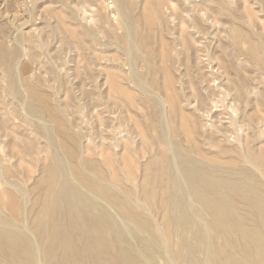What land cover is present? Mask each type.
<instances>
[{"label": "rangeland", "instance_id": "374dc122", "mask_svg": "<svg viewBox=\"0 0 264 264\" xmlns=\"http://www.w3.org/2000/svg\"><path fill=\"white\" fill-rule=\"evenodd\" d=\"M122 1L124 5L120 0H0V175L2 178L6 174V182H11L6 184L3 177L2 184L0 178V204L9 202L4 203L3 208L0 205L4 216H0V220L12 219L7 207L15 200L22 212H18L12 224L19 228L24 224L22 234L32 237L37 248L33 252L34 264H44V253L41 254L43 251L39 250L41 246L35 236V219H38L40 197L46 183V165L53 163L54 158L63 161V173H66L63 175L67 178L69 175L72 179L77 162L88 172L97 173V178L103 182L119 177V189L125 193L130 190L126 194L133 203H144L143 187L147 184L154 193L153 203L149 207L142 204L146 206L142 209L136 207L135 214L143 212L138 216L144 218L150 211V215L154 213L146 220L155 225L151 224L152 232H156V225L161 228L167 222L162 204L164 184L159 175L166 161L175 165V146L189 153L194 141L197 151L191 155L198 154L199 159L194 157L197 160L209 162L211 157L219 156L223 161L222 155H225L224 158L230 156L236 166H246V162L237 161V164L233 159L236 160L235 155L249 158L248 151L256 156L264 150V0ZM131 23L136 33L131 32ZM130 33L135 35L132 37ZM135 37L138 46L141 45L139 49L134 44ZM146 49L153 50L155 55L147 54ZM164 101H168L167 105ZM198 103L200 107L204 104V108L197 110ZM181 112L187 119H182ZM236 138L244 145L237 144L240 141H235ZM202 156L209 157L204 160ZM230 157L224 161H230ZM248 163L247 167L251 164L252 168L256 162ZM261 169L259 171L263 172L264 168ZM256 172V178L262 177ZM145 176L151 177L146 179ZM176 177L183 182L181 172H177ZM182 188L174 189V195L185 198L189 206L193 200L195 204L192 201L191 207L197 206L193 194L187 193V187L182 185ZM89 197L94 200L88 192L84 199L86 204H90ZM192 208L196 211L193 218L204 220L202 226L199 221L193 223L194 219L191 222L196 227L199 225V230H205V234L204 230L200 231V237L207 238L208 244L201 238L206 248L204 253H207L214 239L208 231L210 216L200 205L201 214L197 207ZM100 210L105 214L115 213L106 203ZM7 212L11 217H6ZM204 213L207 214L205 219L202 218ZM115 219L120 229L127 226L122 232L127 230L126 234H131L127 223L124 222L125 225L117 216ZM136 232L142 241L136 237ZM136 232L131 234L132 239L128 234L122 237L123 246L113 245L115 241L109 240L113 245L108 248L112 257L126 255L121 252L127 253L125 248L129 250V247L143 252L141 243L144 244V240L149 243L151 235L145 238L141 232ZM24 244L25 241L19 247L26 246ZM223 249L217 252L220 255L217 259L225 257L227 251ZM188 250L190 254L192 251ZM216 256L213 252L205 254L202 264L211 261L213 264ZM11 257L19 260V264L25 261L15 252L9 253L12 260ZM166 257L162 254L158 260H148L147 264H171Z\"/></svg>", "mask_w": 264, "mask_h": 264}, {"label": "bare ground", "instance_id": "6f19581e", "mask_svg": "<svg viewBox=\"0 0 264 264\" xmlns=\"http://www.w3.org/2000/svg\"><path fill=\"white\" fill-rule=\"evenodd\" d=\"M120 2L122 5H124V2L122 0H120ZM262 2H263V0H262ZM120 7H122V6H120ZM132 24L133 23H131V28H130L131 32L136 33V30ZM127 30H128V28H127ZM130 35H131V33H130ZM149 37H151V36H149ZM136 41H137V39L135 37V43L134 44L139 49V47L141 45L138 46ZM263 49H264V47H263ZM257 50L260 51V49H257ZM255 51H253V53ZM146 53L147 54L151 53L152 55H155V52L153 50H150V52H149L146 49ZM146 53L144 52L142 55L145 57ZM255 54H257V53H255ZM261 54L259 53V55H261ZM261 59H262V56H261ZM172 61H174V60H172ZM261 64H262V62H261ZM138 80H136V81H138ZM138 86L140 87V84ZM143 87H144V85H143ZM201 96H203L202 93H201ZM176 97H177V95H176ZM161 101H163V100L161 99ZM187 101H189V99H187ZM166 102H168V101H166ZM189 104H191V103L189 102ZM163 105H164L163 107H166L165 104H163ZM166 105H167V103H166ZM203 106H204V104H202L201 107L199 104L196 107V109L199 110L200 108H204ZM229 106H232V104H230ZM32 107H30L31 110L32 111L35 110L34 107L33 108ZM160 107H162V106H160ZM163 107H162V111H165V109H163ZM211 108L212 107H209L210 110H212ZM182 113L183 112H181L182 119H185L186 117ZM200 117H202V116H200ZM173 122H175V121H173ZM202 122L203 121H201V123ZM158 124H160V123H158ZM167 124H169V123H167ZM159 130H161V128ZM160 134L162 137H164V135H162V132ZM154 136H155V134H154ZM168 137H170V136H168ZM47 138H48V136H47ZM238 139L240 141V138H238ZM238 139L236 138L235 141H238ZM167 140H168V138H167ZM205 140H207V139H205ZM157 141L159 142V140H157ZM241 142L242 141H240V143L238 142L237 144H241V146H243L244 143L242 145ZM161 143H162V141H161ZM205 143L207 144L206 141H205ZM210 143H209V145H210ZM217 143H219V142H217ZM193 144H194V141H193ZM193 144H192V147L189 149L191 151L189 153H184L186 151L183 152L180 147L175 146L174 150L176 151V153L172 149L173 152L175 153V155H177L176 156L177 160L175 162V165H172L168 161H166L165 165L163 164L164 169H163L162 173L160 172L161 175H159V178H160V181L164 184V185L162 184L163 190H161L163 193V203L162 202L161 203L163 204V208L165 209V217L167 218L166 219L167 222H166V226L162 225L164 227H161V225H160L161 223L159 222L160 223L159 225L161 228H159V226L156 225V227H158L156 232H152L153 230H152L151 224H153V223L146 220V217H149L151 211L149 212V215H146V217L143 216L144 218L140 217L143 212H141V214L138 213L140 216H138V214H135L138 211L135 209L136 207H138V209H139V207L141 206V209H142V207H144L145 205L146 206L148 205V207H149V205L153 203L154 193H152V190L149 188V186L147 184H145L143 187V190L145 193V201L143 199L144 203L141 201L142 204H145L143 206L142 204H140V201H138V202L136 201L139 204H137L136 202L133 203L131 201L132 199H131L130 195L126 194V193H130V190H128L125 193L119 189L120 187L118 186L119 183L117 181V180H120L119 177L115 176V178L117 180H113V179H111L112 177H110V179L113 181L108 182V183L103 182V181H101V179L97 178V173H96V175H94V173L88 172L87 170L84 169V167L82 168V164L78 165V162H77V164H76L77 166L74 167V169L72 168L73 169L72 179L69 178V175H68V178H69L68 179L65 175H63V174H66V173H63V171H65V170H63V167H64L63 161H61L59 158H54L52 161L53 163H51L50 165H46V166H48L46 183L43 186L44 189L42 188L43 191H42V195L40 197V200L41 199L42 200H41V206L39 208L40 211L38 214V219H35V220H37V221H35V222H37V224H35L36 225V231L35 230L34 231H35L36 235L35 234L34 235L37 236L36 240L37 239L39 240V243H40V246L42 249V250L41 249H39V250L43 251L42 253L41 252L40 253L41 254L44 253L43 254L44 264H147L148 260H153V262H154V260H158L160 258V255H162V254L166 255L169 258V262L171 264H183V263H186V264H202L203 258L205 257V254H208L209 252H213L216 256L217 252L220 253V250L222 248H225L223 250L227 251V252L224 251V252H226V254L224 253L225 257L222 258V256H221L220 259H217L218 256H220L217 254L216 259H213V264H264V171L263 172L259 171L261 168L262 169L264 168V150H262L261 152L259 151L260 153H258L256 151L258 153V154L256 153L257 154L256 156H255V154H253V156H252L251 155L252 153L250 154V152L247 150L249 153V158L246 155H242L239 157L235 155L236 160H235V158H233V159H234V161H236V163H237V161H238V163L246 162V166H240V164L238 166H236V164L235 165L232 164L233 160L230 156H228V154H226V155L231 158L230 161L229 160H228L229 162L224 161V159H226V158H224L225 155H222V153H219L222 150H220L218 153L221 154L222 156H224L223 161L218 159L219 156L217 158L211 157L209 162L203 161V160H197V159H199L197 157L198 154L196 155V153L194 152L196 155L194 157H197V159L191 155V153L194 150H196V146H193ZM209 145H207V146L209 147ZM213 145L215 146L214 142H213ZM245 145H247V144H245ZM50 146H51V144H50ZM52 146H54V145L52 144ZM216 146H217V144H216ZM171 147L172 146H170V148ZM201 147H203V144ZM239 147L237 148L238 150H239ZM185 149L186 148H184V150ZM221 149H223V148H221ZM229 149H230V147H229ZM232 149H234V148H232ZM245 149H247V148L245 147ZM240 151L242 152V150H240ZM238 152H236V153H238ZM194 153H193V155H194ZM243 153H245V152H243ZM243 153H240L239 155H241ZM203 154L204 153H202V155ZM202 157L205 158V156H202ZM208 157L205 158L204 160L208 159ZM228 157H227V159H228ZM78 158H80V157H78ZM254 161L256 163L258 162V164H256V163L254 164ZM86 162H84V163L86 164V167H87L88 162L87 163ZM250 162L254 164V165L252 164L253 165L252 168L250 166L251 165ZM79 163H81V160L79 161ZM247 163L250 164L248 166L250 168L247 167ZM66 164H71V163H67V161H66ZM148 164H150V163H148ZM257 165H259L261 168L258 167ZM160 166H162V165H160ZM69 168L70 167L68 166V169ZM257 168H260V169L258 170ZM1 169H0V171H1ZM161 170L162 169H159V171H161ZM5 171H7V170H5ZM255 171H257L256 172L257 175L259 173V175L262 177L256 178L258 176L255 175ZM45 172L46 171H43V173H45ZM177 172H181L183 174V176H184L183 182H181L177 179V177H176ZM260 172L262 173V175L260 174ZM5 173H7V172H5ZM151 174H154V173L151 172ZM5 175L3 174V177H4V181L6 182V180H5L6 176ZM43 175H45V174H43ZM1 176L2 175H0V178H1ZM127 176L131 177V175L130 176L127 175ZM151 176H148V177L145 176V178L150 179L149 177H151ZM128 177H127V179L126 178L125 179L128 180ZM155 178H157V176ZM19 179H22V178L19 177ZM11 180H12V177H11ZM1 181H2L1 183L3 184V179ZM12 181H16V180H12ZM142 181L144 183V180H142ZM5 182H4V184H5ZM7 183L9 185V183H11V182H6V184ZM14 184H16V183H14ZM159 184H161V183H159ZM10 185H12V184H10ZM36 185H38V183ZM141 185L143 186V184H141ZM182 185L187 187V190H189V192H187V191L186 192L188 194H190V193L193 194L194 199L196 200V203L198 202V205H200L201 208L205 209V211H208V213H209L210 217L208 216L209 219H207L208 220L207 225H209L208 231L211 232L212 238H214V239H212L213 241L211 240L212 242L209 246L210 248H208L209 250L207 249L209 252H207V253H204V249H206V248H203V243L201 242V238L203 236L200 237V235H202V234H200V231H202L204 229L199 230L201 227H198L199 225L197 224L198 225L197 226L198 228H197L193 224V223L196 224L200 220L199 218H198L199 219L198 220L197 217L193 218V213H195L196 211L194 212L192 207H194L196 209V207L198 208V205L195 206L194 205L195 203L192 200L194 203L192 205H194V206L191 207V203H192L191 200H190L191 203L189 206L188 205L189 203L187 202L188 203L187 204L184 201L185 198L174 195V191H176L174 189L180 188V187L182 188ZM4 188H5V186H4ZM5 189H7V187ZM5 189L3 191H7ZM8 189H9V187H8ZM20 189H21V187H20ZM131 189H133V188H131ZM182 189H185V188H182ZM9 190L11 191V189H9ZM133 190H136V189L134 188ZM0 192H2V191H0ZM15 192H13V193H15ZM88 192L90 193L91 196H93V199H94V200H92L89 197L90 198V204H88V203L86 204L84 201L85 194H87ZM141 193H142V191H141ZM15 194L17 195V193H15ZM180 194H181V191H180ZM180 194H178V195H180ZM131 195H132V192H131ZM182 195H183V191H182ZM12 197H13V195H12ZM21 197H22V195H21ZM34 197H35V194H34ZM15 198H17V197H15ZM158 198H160V197H158ZM0 199H2V198H0ZM7 199H8V197H7ZM192 199H193V197H192ZM8 200H10V199H8ZM4 201H6V200H4ZM35 201H37V200H35ZM6 202H4V203L6 204ZM4 203L0 204V205H2V208L4 207ZM7 203H9V202H7ZM103 203H106V205L108 204V206H111V208H113V210H115L116 214L114 213V215H113L111 212H110V214H105L104 212L101 213L102 208L100 210V207L103 206ZM161 206L159 205V207H161ZM5 207H7V205ZM7 208H10V211H11L13 217H12V219H10V221L8 219L0 220V264H9V262H11V261H12L11 262L12 264H15V263L19 264L20 263L19 260H18V262L15 259L13 260V257H15L13 254H12L13 257H11L12 260L9 258V253H12V252H15L17 254V256L20 258L22 256V258L25 260V261H23V263L21 262L22 264H34L33 261L36 259L33 258L34 257L33 252H34V249H37V248H35V244L31 240L32 237L28 238V237L24 236V234H22L21 229L25 227L24 224H22L23 225L22 228L21 227L20 228L15 227L14 224H12V223H14L15 218H17L19 216L18 215L19 214L18 212L20 211L19 205L14 200V201L10 202L9 207H7ZM135 210H136V212H135ZM146 210H148V209L145 208V211ZM95 211H99L98 212L99 214L98 213L96 214ZM199 211H200V209L198 210V212ZM20 212H22V211H20ZM8 213L9 212H7V215H8ZM145 213H148V211ZM1 214L2 213H0V216L2 217ZM153 214L150 216L153 217ZM199 214H201V211L199 212ZM199 214H197V215H199ZM3 215H4V213H3ZM115 215L118 217V220H122L123 223L125 222L128 224V226L132 230V232H131L132 235H134L136 230L138 232H141L142 235H145V238H147V235H151L150 237L148 236L150 239L149 243L146 240H144V244H143V243H141L142 240L140 239L142 237H139L140 236L139 233L138 234H137V232L135 233V234H137L136 237L138 236L139 237L138 239L141 240L140 243L142 245L141 244L140 245L142 248H140V250H142L143 252L140 251L141 252L140 253L138 247H137L138 250L137 249L130 250V247L128 250L127 248H125V246H127L125 244L124 248H125L127 253H124V252H121V253L126 254V255H122V257L120 255L119 258L112 257L113 253L111 255L110 254L111 252H109L110 247H112L115 243H118V245H122L121 244L122 240H123L122 237L124 236V234H123L124 230H123V232L121 231V229H123L124 227L122 226L121 229L119 227H117L118 223L116 224V222H118V221H116L117 219H115V217H116ZM203 215H205V213ZM206 216H207V214L205 216H202V218L205 219L204 217H206ZM6 217H11V216L8 215ZM191 218H192V220H191ZM21 219H23V218L21 217ZM150 219H152V218H150ZM153 219H155V217ZM193 219H194V222L192 223L191 221H193ZM195 220L197 222H195ZM203 221L204 220H202L201 222H203ZM201 222H200V226H202ZM22 223H23V221H22ZM156 223H157V219H156ZM31 225H32V223H31ZM153 226H155V225L153 224ZM126 227L124 229H126ZM127 229H129V228H127ZM153 229H155V228H153ZM24 230H25V228H24ZM29 230L31 232L30 228L28 229V231ZM126 231L124 232L125 234H126ZM25 232H27V231H25ZM32 232H33V230H32ZM145 232L147 234H145ZM204 232H205V230L202 231V233H204ZM210 232L207 234L209 235ZM127 234L129 235V238H131L130 236H132V235L130 233H127ZM211 235H210V238H211ZM203 238H205V236ZM134 239H135V237H134ZM138 239H136V240L138 241V244H139ZM206 239L207 238H205V240H203V242L205 241L204 244H208V243H206ZM109 240H110V242H111V240L115 241V242H113V245L110 243L111 244V246H110ZM22 241L23 242L25 241L24 245H26V246H21L22 248H20L19 244L23 243ZM128 241L130 243V240H128ZM128 245L130 246L131 244H128ZM140 245H136V246H140ZM40 246H39V248H40ZM204 246H206V245H204ZM118 247L116 249H118ZM113 248H112V250H113ZM188 249H191V251H192L190 254H187V252H186V250H188ZM119 250L122 251L123 248H119ZM37 252L39 253V251H37ZM118 256H119V253H118ZM240 256L242 257V259L239 258ZM6 257H8V259ZM41 257H42V255H41ZM41 257H40V259H41ZM143 257H145V259ZM167 257H166V260L168 259ZM23 259H21L20 261H22ZM37 261H38V259H37ZM145 261H147V262H145ZM166 262H168V261H166ZM211 262L209 264H211ZM149 263H150V261H149ZM36 264H38V263H36Z\"/></svg>", "mask_w": 264, "mask_h": 264}]
</instances>
